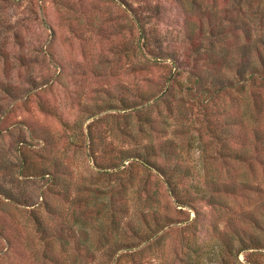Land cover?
I'll return each mask as SVG.
<instances>
[{
  "label": "rangeland",
  "instance_id": "rangeland-1",
  "mask_svg": "<svg viewBox=\"0 0 264 264\" xmlns=\"http://www.w3.org/2000/svg\"><path fill=\"white\" fill-rule=\"evenodd\" d=\"M241 2L0 0V264H264V82L218 90L235 21L264 62Z\"/></svg>",
  "mask_w": 264,
  "mask_h": 264
},
{
  "label": "trees",
  "instance_id": "trees-1",
  "mask_svg": "<svg viewBox=\"0 0 264 264\" xmlns=\"http://www.w3.org/2000/svg\"><path fill=\"white\" fill-rule=\"evenodd\" d=\"M242 0H236L235 6L239 9L242 8ZM247 5V4H246ZM236 22V27L234 29V32L236 29H240L242 31V34L244 35L246 42L243 45V49L241 50L242 52V61L239 60L238 63H236V71H235V80H229L226 79L224 81H220L218 85L219 91L222 90H228V89H234L236 91H241L244 89L245 86H250L253 85L254 82L260 81L264 82V62L260 59L257 63L250 61V57H248L247 51L253 46V43L257 44L255 40H252L251 38V30L249 29L248 25L246 23H238L239 20L235 21ZM228 29H231V27H228ZM231 31V30H230ZM233 31V29H232ZM226 31L222 32L220 31V34L225 33ZM226 58V57H225ZM224 57L219 56L217 54V58L212 61L214 68L219 69L218 71L220 72L221 69L224 68L223 61ZM176 69L175 71V76H177L180 73V68L179 67H174ZM190 73V72H189ZM194 75L196 78V83L198 85H201L203 88L202 91L205 92L204 90H207L205 87L204 83V77L202 75H199L198 73L196 74H191ZM138 110V109H137ZM141 161V163L148 164V159L146 157H136ZM161 176H163L165 182L170 185L182 183L183 179H187L189 177L192 178V175L189 172V169H180L177 173V177L174 176L172 173H166L164 170H160ZM179 176H182L183 178H178ZM172 190V187H169Z\"/></svg>",
  "mask_w": 264,
  "mask_h": 264
}]
</instances>
